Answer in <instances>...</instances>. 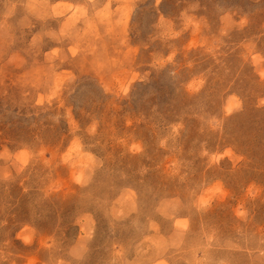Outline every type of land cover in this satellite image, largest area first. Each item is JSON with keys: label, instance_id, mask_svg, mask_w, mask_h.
<instances>
[{"label": "rangeland", "instance_id": "obj_1", "mask_svg": "<svg viewBox=\"0 0 264 264\" xmlns=\"http://www.w3.org/2000/svg\"><path fill=\"white\" fill-rule=\"evenodd\" d=\"M0 264H264V0H0Z\"/></svg>", "mask_w": 264, "mask_h": 264}]
</instances>
